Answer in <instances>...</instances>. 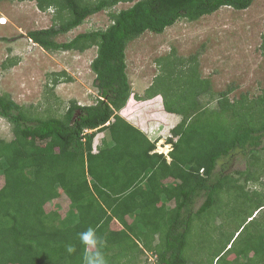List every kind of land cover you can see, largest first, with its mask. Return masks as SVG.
Returning a JSON list of instances; mask_svg holds the SVG:
<instances>
[{"label":"trees","instance_id":"16d2710c","mask_svg":"<svg viewBox=\"0 0 264 264\" xmlns=\"http://www.w3.org/2000/svg\"><path fill=\"white\" fill-rule=\"evenodd\" d=\"M31 1L54 10L52 26L28 33L42 48L83 53L96 47L91 69L99 95L91 104L64 103L52 91L37 107L0 93V116L14 135L0 138V264H83L78 233L89 227L101 238L107 264H154L144 258L148 252L157 264H188L195 221L220 238L219 250L198 264H264V90L234 98V85L216 92L198 54L170 52L157 58L159 72L141 95L132 90L126 59L130 42L147 31L163 33L180 19L194 21L223 6L244 10L255 0ZM120 2L132 5L113 9ZM104 10L108 27L58 40ZM260 48L264 53V32ZM17 62L8 58L3 67ZM52 76L53 88L73 79L66 70ZM131 96L150 111L147 102L159 100L155 113L174 118L170 160L124 114ZM234 154L246 156L248 165L234 169L237 175L217 170L220 164L227 170L224 159ZM250 182L259 188L247 189ZM232 215L240 220L225 237ZM217 216L224 221H214Z\"/></svg>","mask_w":264,"mask_h":264},{"label":"rangeland","instance_id":"374dc122","mask_svg":"<svg viewBox=\"0 0 264 264\" xmlns=\"http://www.w3.org/2000/svg\"><path fill=\"white\" fill-rule=\"evenodd\" d=\"M130 5L131 2H120L113 9L120 10ZM0 15H7L8 19L6 26H0V93H9L18 103L27 106H44L46 95L52 91L59 95L64 103L71 99L78 100L80 104L93 103L99 95L94 84L95 73L91 69V61L97 54L96 47L80 53L49 51L33 44L28 38L29 31L47 28L54 23V10H40L35 1L15 3L2 0ZM110 23L109 11H100L89 16L70 33L60 35L58 40H67L79 32L106 28ZM263 32L264 0H255L244 10L223 6L194 21L180 19L163 33L147 31L130 42L126 51L127 72L132 90L134 93L144 94L145 88L159 72L157 58L175 52L186 58L198 54L201 70L205 76L212 78L216 92L234 85L232 98L242 93L256 97L264 90V53L260 48ZM15 57H19L15 65L3 67L4 61ZM61 70L69 72L73 79L60 82L53 88L52 73ZM132 96L124 114L132 118L137 126L142 124L145 130L153 134L156 131L155 126L160 125L162 121L148 106L142 105L143 102H135ZM158 103L159 100L154 99L150 105L157 106ZM13 137L10 122L0 116V138L11 140ZM159 148L161 152H168L170 145H159ZM248 161L246 156L234 154L224 159L227 170H220L221 164L217 170L237 175L234 169H244ZM262 178L264 180V176ZM249 184L251 185H248L247 189L259 188L257 183ZM203 197L202 195L196 200L194 210L200 207ZM60 203L61 213L64 215L68 211L69 202L63 196ZM202 218L205 220L206 214H203ZM238 220L239 217L234 215L227 218V224L222 229L225 237L227 232L229 234L237 229ZM214 221L219 223L224 221V218L217 216ZM193 225V230L190 231L191 245L185 250V255L190 258L188 264H198L202 259L211 258L220 246L218 233L202 231L196 221ZM114 226L120 225L116 223ZM144 258L148 263L157 264L158 256L152 252H148Z\"/></svg>","mask_w":264,"mask_h":264},{"label":"clouds","instance_id":"9594fccd","mask_svg":"<svg viewBox=\"0 0 264 264\" xmlns=\"http://www.w3.org/2000/svg\"><path fill=\"white\" fill-rule=\"evenodd\" d=\"M7 22L8 19L6 17L4 16L0 17L1 24H6ZM30 40L35 45H37V43H35L31 38ZM157 139L154 140L156 141L155 151L164 153L165 155L168 156L169 151L172 149V144L167 142V138H166V140L160 143V145L165 146L166 144H169L171 149L169 148L170 150L168 152H161V150H159L160 148ZM169 158L170 157L168 156V159ZM78 238L80 243L83 245V264H107V260L101 248V244H102L101 238L97 235L95 229L89 227L87 230L78 233ZM66 250L69 254H71L74 251V247L69 245L67 246Z\"/></svg>","mask_w":264,"mask_h":264},{"label":"crops","instance_id":"0c3cea01","mask_svg":"<svg viewBox=\"0 0 264 264\" xmlns=\"http://www.w3.org/2000/svg\"><path fill=\"white\" fill-rule=\"evenodd\" d=\"M26 1H31V0H25V1H18V0H15V1H13V2H15V3H17V2H19V3H25ZM38 7V6H37ZM1 16V15H0ZM7 16V15H6ZM6 16H4V17H6ZM7 18V17H6ZM8 23V22H7ZM6 23V24H7ZM1 24V23H0ZM6 24H1L0 26H6ZM0 30H2L1 29V27H0ZM29 38V37H28ZM30 39V38H29ZM34 44V43H33ZM38 45V44H37ZM19 58V57H18ZM17 58V60L19 61V59ZM3 65V64H2ZM147 103H151V101L150 102H147ZM142 105H145V102L142 104ZM158 106V105H157ZM157 106H154L151 110L155 113V111H157L159 108L157 107ZM163 110V109H162ZM161 111V110H160ZM157 115V117H159L158 119L159 120H161L162 121V123L160 124V125H156L155 127H156V131L155 132H153V134H152V132L151 131H148L149 132V135H150V137H151V140H156L157 138V140H158V143H159V145H160V142L162 141V139H165L166 140V138L168 137V134L170 133V129H171V127L173 126V124H174V118H172V117H170V116H168V115H166V112H164V110L161 112V113H159V114H156ZM164 140V141H165ZM163 142V141H162ZM161 142V143H162ZM171 149V148H170ZM169 149V150H170ZM168 150V151H169ZM170 159V158H169Z\"/></svg>","mask_w":264,"mask_h":264}]
</instances>
